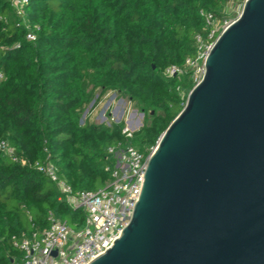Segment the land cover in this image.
Returning <instances> with one entry per match:
<instances>
[{
	"label": "trees",
	"instance_id": "16d2710c",
	"mask_svg": "<svg viewBox=\"0 0 264 264\" xmlns=\"http://www.w3.org/2000/svg\"><path fill=\"white\" fill-rule=\"evenodd\" d=\"M226 1L28 0L18 15L0 0V140L30 162L50 161L75 191L102 187L109 145L146 154L182 109L195 82L163 70L195 56L196 35L208 34L203 14L223 18ZM99 87L140 105L145 122L131 137L122 124H80ZM49 212L82 225L54 182L0 151V264L21 258L11 237L46 228Z\"/></svg>",
	"mask_w": 264,
	"mask_h": 264
},
{
	"label": "water",
	"instance_id": "95a60500",
	"mask_svg": "<svg viewBox=\"0 0 264 264\" xmlns=\"http://www.w3.org/2000/svg\"><path fill=\"white\" fill-rule=\"evenodd\" d=\"M204 67L120 236L88 264H264V0L244 3Z\"/></svg>",
	"mask_w": 264,
	"mask_h": 264
},
{
	"label": "built area",
	"instance_id": "2783aa9c",
	"mask_svg": "<svg viewBox=\"0 0 264 264\" xmlns=\"http://www.w3.org/2000/svg\"><path fill=\"white\" fill-rule=\"evenodd\" d=\"M18 15L28 0H10ZM247 0H227L224 8L236 15L242 11ZM206 39L196 35V54L187 57L182 68L170 65L163 70L165 77L190 73L197 83L204 75V60L217 35L234 19L218 18L212 12L203 14ZM29 39H33L28 34ZM126 138L133 133L129 128H123ZM156 146V145H155ZM151 147L144 154L127 142H117L107 147V153L114 160L113 166H106L110 178L95 190H73L58 168L50 161H29L15 153L14 148L5 139L0 140V151L13 162L29 166L43 173L55 183L61 200L66 201L83 213L82 225L73 229L65 221L48 213V226L42 230L21 231L11 237L12 246L21 253L19 260L12 259L11 264H88L96 257L105 253L115 239L120 236L122 228L130 219L134 205L137 202L150 154ZM55 252V253H54Z\"/></svg>",
	"mask_w": 264,
	"mask_h": 264
},
{
	"label": "rangeland",
	"instance_id": "374dc122",
	"mask_svg": "<svg viewBox=\"0 0 264 264\" xmlns=\"http://www.w3.org/2000/svg\"><path fill=\"white\" fill-rule=\"evenodd\" d=\"M222 10L227 19L236 17L226 7ZM85 122L106 126H111L113 123L122 124L123 128H129L134 132L143 126L145 116L140 105L128 96L99 87L94 90L92 99L81 113L80 124Z\"/></svg>",
	"mask_w": 264,
	"mask_h": 264
}]
</instances>
